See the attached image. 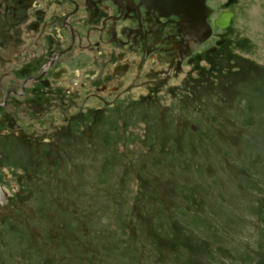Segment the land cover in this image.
Wrapping results in <instances>:
<instances>
[{
  "label": "rangeland",
  "instance_id": "obj_1",
  "mask_svg": "<svg viewBox=\"0 0 264 264\" xmlns=\"http://www.w3.org/2000/svg\"><path fill=\"white\" fill-rule=\"evenodd\" d=\"M78 1L83 44L109 21L73 56L106 77L55 68L25 92L69 41L36 8L61 19L73 4L0 0V264H264V0L232 3L223 30L228 0H203L212 33L190 48L178 15L160 10L179 25L159 13L144 36L136 13L103 19L119 3Z\"/></svg>",
  "mask_w": 264,
  "mask_h": 264
},
{
  "label": "flooded vegetation",
  "instance_id": "obj_2",
  "mask_svg": "<svg viewBox=\"0 0 264 264\" xmlns=\"http://www.w3.org/2000/svg\"><path fill=\"white\" fill-rule=\"evenodd\" d=\"M112 1L113 3H119L120 4V15L115 17L114 15L110 14L107 15V16H104V18L106 17H109V18H113L111 20H121V18H123L125 15H126V12L128 11L129 13H136L139 17H140V22L142 27H143V32H145V27L146 26H149L154 23L153 22V16L154 15H157V14H162V17H160L158 20L163 23L165 20H168V19H173L172 21L175 20V16L172 17L174 14H171L172 16H167L165 14H163V12L160 11V9L156 8L155 6L153 7V5H151L148 1L149 0H110ZM154 1H158L160 2V0H154ZM229 1V0H228ZM69 2H71L73 4L72 8L69 9L67 12L64 13L63 17L60 19L58 17V19L54 18V19H51L49 18L50 15H49V12L48 10H45V9H42V8H36V14H38V16L42 17L43 19H48V23H44V26H48L50 24H57L58 26H60L62 29H65L68 34H69V41L68 43L66 44V46L62 47V48H57V49H54L50 56L48 58H46L43 62V66H42V70L41 72L36 75V76H30L28 78H25L23 83H21V89L23 91H27V87H28V84L29 82H43L44 81V76L49 73L52 69H55V72H54V76L57 78H60L61 76H65V75H69L70 72H74L76 75H81L82 71H88L89 70H93L94 72L91 75H93V78L96 79L97 78H105L106 77V65L103 63V62H88V60H86L87 56L86 54H82V56L80 57L79 55L77 56H73L74 53H75V50L76 49H79V50H87V49H90L93 50V45L94 43L91 41V37L93 35H96L95 31L103 36V33L106 29H104V26L106 27V22L108 23L109 19H106L104 21V24H103V27L102 28H97L99 26H90L88 29L90 28H96V29H93L90 31V33H88L87 37H86V43L83 44V39H82V36L80 34V31H79V28H81L80 26H78L74 21H73V18L75 15L77 14H81L80 11H81V5L83 6V4H80V2L78 0H69ZM29 3L31 5H36L37 2H35V0H29ZM130 4V5H128ZM134 4V5H133ZM232 4V3H231ZM231 4H226L224 5V9L225 11H232V10H229V7ZM96 8L98 9V12L96 13ZM145 8L149 11V15L148 14H144V12L146 11ZM90 10V13H91V10L94 8H88ZM64 9L59 7V13L61 11H63ZM83 10V9H82ZM100 9L99 7H95V16L93 18H95L97 16L98 13H100ZM224 11V12H225ZM233 12V11H232ZM61 14V13H60ZM235 15V14H234ZM158 16V15H157ZM220 17V16H219ZM134 18V16H133ZM132 18V19H133ZM90 19V18H89ZM102 19V21H103ZM163 19V20H162ZM233 19V18H232ZM180 19L176 18L175 22L177 23V25H179ZM216 21V20H215ZM214 21V23H216ZM232 21V20H231ZM158 23H155V26L157 25ZM231 24V22H230ZM101 25H102V22H101ZM79 27V28H77ZM216 27H218L216 25ZM230 27V25H229ZM179 28V26H178ZM220 29L223 30V28L221 27H218ZM87 29V28H86ZM158 30V29H155V31ZM84 31V30H83ZM86 31V30H85ZM93 31H94V34H93ZM194 30L189 28L188 32L186 33H190L192 36H193V32ZM114 35L117 37L119 35V33H116V32H113ZM195 33V32H194ZM214 33V32H213ZM158 34V39H160V34ZM180 35V38L178 39V41H180V39L182 40L181 38V34L179 32ZM144 36H146V34L144 33ZM119 37V36H118ZM98 43V41L96 42ZM136 43H138L136 41ZM178 42H175L173 44V48L175 47V51H176V58H175V61L176 63L180 66L182 64V61H183V58L182 56L184 54H186L188 52V50L185 47V45H183L181 47L180 44H176ZM183 42H181L182 44ZM77 44H81L82 45V49H80L81 47L78 46ZM141 44L139 43L138 46H140ZM97 47V45H95ZM177 47V48H176ZM101 48H99L100 50ZM100 51H98V53H93L92 51V54H94V57L95 58H99V53ZM87 53V52H86ZM34 57H37V53L35 52L34 53ZM97 55V56H96ZM120 56H122V54H119ZM76 60V61H72V60ZM60 60H65L66 63L63 64L62 66H58V67H55L56 63ZM81 62H86V63H81ZM81 64V65H79ZM85 65V66H84ZM133 68V64L131 62V60H125V61H122V62H119V63H116L113 68H112V76L114 77V79L116 80H119V79H124L128 76H126L129 72H130V69ZM48 78V77H47ZM80 79L79 78H71L70 79V82L73 83V82H79ZM50 86V85H49ZM20 93L19 91H15V90H12L10 89L8 91V94L10 93ZM22 92V91H21ZM8 95H7V98L4 100V103L7 104V101H8ZM9 107V105H8ZM34 134V132H33ZM0 182H1V185L3 186L4 188V185L2 184V180L0 179ZM5 189V188H4ZM6 191V190H5ZM7 192V191H6ZM7 201H8V197H7Z\"/></svg>",
  "mask_w": 264,
  "mask_h": 264
},
{
  "label": "water",
  "instance_id": "obj_3",
  "mask_svg": "<svg viewBox=\"0 0 264 264\" xmlns=\"http://www.w3.org/2000/svg\"><path fill=\"white\" fill-rule=\"evenodd\" d=\"M202 1L203 0H162V3H159L158 1L149 0L148 2L155 7L158 6L166 13L179 15L185 13L186 9L191 10L192 6L196 9V12L197 9H199V11L201 10L203 14L211 11L210 7L202 4ZM229 1L233 2L236 0H229ZM232 16H234V12L225 11L220 15L219 18L216 19L215 22L218 26L227 27L230 24ZM184 17L186 18V16ZM202 26L206 28V32L194 42L192 47L204 41L211 32V27L207 22H204ZM6 199H7V192L0 183V202L5 203Z\"/></svg>",
  "mask_w": 264,
  "mask_h": 264
},
{
  "label": "bare ground",
  "instance_id": "obj_4",
  "mask_svg": "<svg viewBox=\"0 0 264 264\" xmlns=\"http://www.w3.org/2000/svg\"><path fill=\"white\" fill-rule=\"evenodd\" d=\"M237 1V0H236ZM236 1H228V4H231V3H235ZM159 3H162V0H160ZM202 4H203V1H202ZM158 9H160L161 11H163L161 8H159L157 6ZM165 12V11H163ZM198 12V13H197ZM197 12H196V9L192 6L191 10L190 9H186V12L183 13V14H179L178 16L181 17L182 21H183V30H184V35L188 37L189 41H187V43L189 44V48L192 47V45L194 44V42L200 38V36H202L205 32H206V28L202 26V24L205 22L203 20V18L205 17L204 14L206 13H202V11L199 9H197ZM186 14V15H185ZM176 15V14H175ZM207 15V14H206ZM186 16V18L184 17ZM208 16V15H207ZM200 17L202 20H200ZM234 16H232L233 18ZM231 18V20H232ZM201 21V22H200ZM207 22V21H206ZM231 22V21H230ZM217 25V24H216ZM230 25V24H229ZM229 25L227 26V28L229 27ZM218 26V25H217ZM218 27H221L223 29H226V27L224 26H218ZM189 28L193 29L194 31L192 32L193 33V36L190 34V33H186L188 32ZM195 32V33H194ZM212 33V30L211 32L209 33V36L211 35ZM208 36V37H209ZM207 37V38H208ZM206 40V39H205ZM202 43V42H200ZM185 46H186V43H184ZM198 45V44H197ZM196 46V45H195ZM1 183V182H0ZM7 197H8V193H7ZM6 202H7V199H6ZM5 202V203H6ZM5 203H1L0 202V205H4Z\"/></svg>",
  "mask_w": 264,
  "mask_h": 264
}]
</instances>
